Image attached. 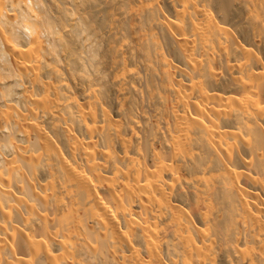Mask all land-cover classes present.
Returning a JSON list of instances; mask_svg holds the SVG:
<instances>
[{
	"label": "bare ground",
	"instance_id": "bare-ground-1",
	"mask_svg": "<svg viewBox=\"0 0 264 264\" xmlns=\"http://www.w3.org/2000/svg\"><path fill=\"white\" fill-rule=\"evenodd\" d=\"M0 264H264V0H0Z\"/></svg>",
	"mask_w": 264,
	"mask_h": 264
}]
</instances>
